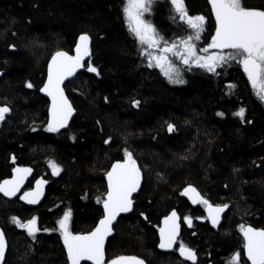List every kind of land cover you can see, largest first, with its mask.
Masks as SVG:
<instances>
[{
  "label": "trees",
  "instance_id": "trees-1",
  "mask_svg": "<svg viewBox=\"0 0 264 264\" xmlns=\"http://www.w3.org/2000/svg\"><path fill=\"white\" fill-rule=\"evenodd\" d=\"M243 3L264 6V0ZM185 4L189 15L206 16L204 37L212 36L215 19L208 0ZM124 5L125 0H0V106L11 109L0 121V181L23 165L34 172L28 186L46 182L38 207L0 196V230L7 242L0 264H68L57 221L70 209L73 234L96 226L103 215L106 173L125 159V149L143 179L130 212L104 242L105 262L136 255L145 264H233L239 252V264H249L241 226L264 229V102L235 60L221 63L215 73L173 62L186 82L171 83L140 54ZM148 16L169 43L190 35L170 0H153ZM82 33L90 38L89 59L64 86L74 117L67 129L49 131V105L40 94L49 58L59 50L72 54ZM89 63L99 75L88 71ZM240 107L244 119L234 115ZM168 123L175 125L171 133ZM50 160L60 166L55 175ZM186 186L213 205H228L217 226L208 221L203 203L191 206L181 196ZM176 209L178 245L162 253L157 229ZM13 216L21 222L37 218L35 239ZM180 242L194 250L195 261L180 256Z\"/></svg>",
  "mask_w": 264,
  "mask_h": 264
},
{
  "label": "snow or ice",
  "instance_id": "snow-or-ice-1",
  "mask_svg": "<svg viewBox=\"0 0 264 264\" xmlns=\"http://www.w3.org/2000/svg\"><path fill=\"white\" fill-rule=\"evenodd\" d=\"M153 0H126L123 13L130 31L141 45V55H146L148 67H158L171 83L183 84L180 69L174 65L168 57V53L177 56L184 65H196L205 69L209 73H215L218 65L235 60L243 67L258 99L264 102V6L249 7L243 0H208L211 6V13L215 18V32L211 36V42L202 51L201 55L197 51L195 41L200 39V34L204 28L206 16L198 14L189 15L185 0H170L172 11L184 21L191 29L192 34L180 39L179 43L173 41L169 43L163 38L155 26L144 18V14L151 11ZM89 35L82 33L79 42L76 44V55H69L66 51H56L48 62L47 80L40 89L46 92L52 99L49 109L50 119L47 128L49 131H57L65 126L74 108L64 94L61 87L66 76H71L77 68L82 67L81 61L89 53ZM164 44L159 49V53L151 51L154 46ZM147 45V47H144ZM15 47V45H11ZM209 49H216L211 54H207ZM229 51L225 52L224 50ZM88 71L99 75L98 69L91 63L88 64ZM28 87H33L29 82ZM234 87V85H232ZM132 104L139 107V100H132ZM7 105L0 106V121L5 119L10 112ZM245 108L240 107L234 113L235 116L244 119ZM223 116L224 113H218ZM175 125L168 123L167 130L171 133ZM110 139V138H109ZM107 143V141H105ZM125 159L116 161L107 171V192L103 198V215L92 231L85 234H73L69 230V218L71 210H66L63 216L57 221L58 230L61 233L64 246L67 250L68 264H80L82 257L94 262V264H104V242L105 237L113 231V221L119 213L128 212L132 207L131 195L140 186L141 171L136 160L128 149L124 150ZM15 159V157H13ZM49 166L53 174H57L60 166L53 160L49 161ZM14 175L11 180L0 183V192L6 196H13L19 190L24 176L31 171L30 168L16 167L12 169ZM37 189L33 192H26L20 199H27L29 203H35L40 195V186L46 183L37 180ZM185 194L189 191L196 192L192 186L185 188ZM197 196L200 194L197 192ZM197 201L193 199V203ZM200 202L206 205L208 218L215 226L220 220V214L228 207L227 204L213 205L207 199L200 196ZM143 215V214H142ZM12 221L17 226L26 228L28 234L35 239V233L40 231L36 226V217H32L26 222H21L18 217L13 216ZM184 220L191 224L190 217ZM165 227L160 229V249H172L178 237L179 225L177 224V213L173 210L170 215L164 217ZM48 232L50 229H43ZM244 238V250L251 261V264H264V229H257L251 226H241ZM7 242L5 233L0 230V262L4 261ZM180 256L187 260L197 259L194 250L183 242H180L177 249ZM240 253L232 256L233 264H239ZM109 264H144L138 257L118 256L109 261Z\"/></svg>",
  "mask_w": 264,
  "mask_h": 264
},
{
  "label": "water",
  "instance_id": "water-1",
  "mask_svg": "<svg viewBox=\"0 0 264 264\" xmlns=\"http://www.w3.org/2000/svg\"><path fill=\"white\" fill-rule=\"evenodd\" d=\"M210 7H211V6H210ZM214 19H215V18H214ZM78 42H79V40H78ZM78 42H77V43H78ZM89 46H90V39H89ZM73 50H74V52H73L72 54H69V55H72V56L76 55V45H75V47H74ZM59 51H60V50H59ZM62 51H63V50H62ZM89 53H90V49H89ZM89 56H90V54H89L88 56H85L84 59L81 61L82 65H83L82 67L77 68L76 71H75L71 76H66V77H65V79L62 81V84H61V87L63 88V90H64V86L66 85V82L71 81L72 78H74L76 75L82 73V70L84 69V64L88 61ZM51 57H52V56H51ZM51 57L49 58V61L51 60ZM49 61H48V62H49ZM243 72H244V71H243ZM46 73H47V74H46V78H45L44 83H45L46 80H47V75H48V64H47V67H46ZM244 74H245V73H244ZM245 75H246V74H245ZM44 83H43V84H44ZM42 87H43V86H42ZM40 94L43 95V96L47 99V101H48V105H49V107H48L47 116H48V121H49V119H50L49 109H50L51 104H52V99H51V97H50L46 92H42V91H40ZM64 94H65V92H64ZM65 96L67 97L66 94H65ZM67 98H68V97H67ZM69 102H70V101H69ZM73 117H74V111H73L72 115L69 117L67 124H66L65 126L59 128L57 131H63L64 129H67V128L69 127V124H70V122L72 121ZM47 125H48V124H47ZM120 161H122V160H120ZM114 163H115V162H114ZM112 164H113V163H112ZM112 164H111L110 167L108 168L109 170L111 169ZM16 167H22V168L26 167V168H30V167H28V166H23V165H21V166H19V165H15L13 168H16ZM13 168H12V169H13ZM12 169H11V172H10V173H11L10 177L7 178V179H4V180H2V181H0V183H2V182L5 181V180H11L12 176L14 175ZM30 169H31V168H30ZM33 174H34V172H33V170L31 169V171H30L29 173H27V174L24 176L23 182L20 184V186H19V190L15 193V195H13V196H6V195H4L3 192H0V196L3 197V198H5V199H7V200H11V199L18 198V199H19V202H20L21 204L26 205L27 207H30V208L38 207L39 205H41V203H42V201H43V199H44V184L40 186V195H39V197L36 199V202H35V203H29V201H28L27 199H24V200L20 199V197L23 196L24 193H26V192H33L34 190L37 189V183H36L37 180L33 182L31 188L27 189V188H28V185H29L28 182L32 179ZM142 179H143V178H142V174H141L140 186L137 188V190H136L135 192L132 193V195H131V200H132V198H133V197H134V196L140 191V187H141V184H142ZM105 180H106V191H107V185H108L107 176H105ZM187 187H188V186H186V188H187ZM192 187H193V186H192ZM193 188H195V187H193ZM195 189H196V188H195ZM184 190H185V189H183V191L181 192V196H182L183 198H185V199L189 202V204H190L191 206H196V205H198V203L200 202V196H201V194H200V192L198 191V189H196V192L189 191L187 194H185V191H184ZM197 192L200 194L199 196L196 195ZM193 199H195L197 202H196V203H193ZM132 204H133V200H132ZM131 208H132V207H131ZM131 208H130V209H131ZM130 209H129L128 212L119 213V214L117 215L116 220L113 221V227L117 224V222L119 221V219H120L122 216H124V215H126L127 213L130 212ZM172 211H173V210H172ZM172 211H170L166 216L170 215V213H171ZM175 211H176V213H177V224L179 225V229H178V237H177V240H176L175 244L173 245V248H172V249H160V248L158 247L159 251L162 252V253L171 252V251H172L174 248H176L177 245H178V239H179L180 234H181V231H180V230H181V219H180L179 213L177 212V209H176ZM224 211H225V209H224ZM224 211L220 214V220H219L218 224L220 223V221H221V219H222L221 216H222V214L224 213ZM204 212H205V214H206V217H207L208 221L211 223V220L208 218V212H207V210H206V205L204 206ZM102 213H103V207H102ZM160 221H161V222H160V225H159V227H158V229H157V232H158V245H159V240H160V229L163 228V227H165L164 218H162ZM98 222H99V221H98ZM98 222H97V223H98ZM186 224H188V223L186 222ZM211 224H212V223H211ZM218 224H216L215 226H217ZM212 225H213V224H212ZM213 226H214V225H213ZM246 226H250V225H246ZM257 229H258V228H257ZM92 230H93V229H92ZM92 230H91V231H92ZM89 232H90V231H89ZM109 236H110V233L105 237V241L107 240V238H108ZM241 236H242V239H244V238H243V233H241ZM243 255H244L245 260L248 261L249 264H251V261L248 260V257H247V255H246V252H245V250H244V244H243ZM123 256H125V257H131L132 255H123ZM134 256H135V257H138V256H136V255H134ZM138 258H139V257H138ZM184 258H185V257H184ZM113 259H114V258H113ZM113 259H112V260H113ZM139 259H141V258H139ZM141 260H142V259H141ZM142 261H143V260H142ZM143 262H144V261H143ZM80 264H94V262L91 261V260H88L86 257H82L81 260H80ZM104 264H109V262H106V263H105V260H104ZM144 264H145V262H144Z\"/></svg>",
  "mask_w": 264,
  "mask_h": 264
},
{
  "label": "rangeland",
  "instance_id": "rangeland-1",
  "mask_svg": "<svg viewBox=\"0 0 264 264\" xmlns=\"http://www.w3.org/2000/svg\"><path fill=\"white\" fill-rule=\"evenodd\" d=\"M125 3H126V0H125ZM149 12L148 13H145L144 14V18L146 19V20H148V21H150V18H149ZM151 22V21H150ZM128 24V23H127ZM191 29V28H190ZM205 32V28H203V30H202V32H201V34H200V39L198 40V41H195V43H196V45H197V51H198V53L199 54H201V55H204L205 53H203V49L204 48H206L207 47V45L211 42V35H206L205 37H204V33ZM190 34H192V29H191V32H190ZM177 43H179V41L177 42ZM144 47H147V45H144ZM164 47V44L163 43H161L159 46H154L152 49H151V51H153V52H155V53H159V49L160 48H163ZM225 50H227V49H225ZM214 51H218V50H216V49H209L208 50V53L207 54H211L212 52H214ZM168 57H169V60L173 63V62H180L181 60L177 57V56H175L173 53H168ZM242 70H243V67H242ZM140 169V168H139ZM141 171V170H140ZM34 175V174H33ZM34 176H32V178H33ZM32 180V179H31ZM30 180V181H31ZM29 181V182H30ZM44 181V180H43ZM28 182V183H29ZM45 184L46 183H44V187H45ZM29 188H31V186H28V188L27 189H29ZM16 199V198H15ZM200 203V202H199ZM204 206L205 205H203V208H204ZM118 224V223H117ZM116 224V225H117ZM115 225V226H116ZM57 226H58V224H57ZM114 226V227H115ZM246 226V225H245ZM58 228H59V226H58ZM24 229H26V228H24ZM59 233H60V231H59ZM60 236H61V233H60ZM62 242H63V239H62ZM63 245H64V242H63ZM65 247V246H64ZM65 250H66V248H65ZM66 252H67V250H66ZM106 263V262H105Z\"/></svg>",
  "mask_w": 264,
  "mask_h": 264
}]
</instances>
